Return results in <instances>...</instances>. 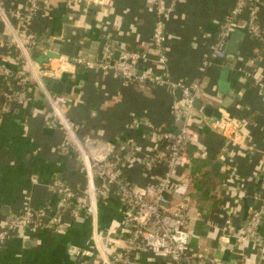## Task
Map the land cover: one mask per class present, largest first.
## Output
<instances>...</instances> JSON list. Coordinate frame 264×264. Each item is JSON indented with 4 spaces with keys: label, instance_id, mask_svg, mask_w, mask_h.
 <instances>
[{
    "label": "crops",
    "instance_id": "0c3cea01",
    "mask_svg": "<svg viewBox=\"0 0 264 264\" xmlns=\"http://www.w3.org/2000/svg\"><path fill=\"white\" fill-rule=\"evenodd\" d=\"M253 1L264 26V0ZM25 2L0 0V65L15 75L19 65L7 44L9 32L5 26L6 19L10 23L13 19L11 12L22 10ZM234 2L45 0L31 21L30 30L37 36L31 55L38 62L50 63L56 72V79H43L46 86L50 88L54 80L68 86L58 94L68 100L66 113L82 126L81 134L113 142L119 152L137 145L142 153L157 146L147 129L133 126L134 119L149 120L161 130L176 129L178 124L170 105L180 91L167 84H132L113 68L98 67V56L108 42L118 50L143 54L139 71L201 85L202 108H194L190 123L196 128L201 150L208 159H217L225 142L220 134L207 129L204 120L219 115L221 109L242 119V141L232 146L228 141L230 144L225 145L233 149V154L225 163L227 168L222 169L223 182L213 190L218 197L215 207L198 210L192 199L188 226L203 231L193 240L197 253L213 254L222 264H245L238 254L243 252L252 256L254 263L264 264V248L255 249L250 242L240 246L235 237L250 209L260 204L258 196L264 194V90L255 84L264 76L259 53L263 48L245 28L244 21L239 20L227 38L225 58L204 65L218 23ZM156 20L164 31L163 63L158 61L159 53L152 42ZM80 54L94 65L72 62ZM252 54L258 61L256 67L247 61ZM26 92L23 105L0 112V228L7 215H15L26 206H57L60 197L47 187L54 179L79 188H84L85 183L77 155L58 151L63 132L50 125L51 110L40 86L32 79L26 84ZM178 172H183L184 177L188 169ZM129 176L140 183L146 179L137 168ZM98 204V227L108 243L105 237L120 230L118 199L112 194ZM65 222L63 228L26 230L21 237L0 241V264H91L89 219L74 221L66 217ZM259 232L264 241V217ZM137 264L168 263L143 253Z\"/></svg>",
    "mask_w": 264,
    "mask_h": 264
},
{
    "label": "built area",
    "instance_id": "2783aa9c",
    "mask_svg": "<svg viewBox=\"0 0 264 264\" xmlns=\"http://www.w3.org/2000/svg\"><path fill=\"white\" fill-rule=\"evenodd\" d=\"M44 5L45 0H26L22 10L11 12L14 23L6 19L5 28L9 32L7 44L15 50L19 71L14 81L10 77V69L0 65V112H8L14 106L23 105L27 99L26 84L32 79L37 82L51 110L50 125L63 132L64 138L57 147L58 151L77 155L79 171L85 183L84 188H79L54 179L47 187L51 193L60 197L59 204L43 208L26 206L10 216L0 228V241L21 237L26 230L63 228L67 225L66 217L74 221L86 217L91 225L92 247L88 251L92 258L91 264H137L143 253H149L168 264H222L219 257L197 253L191 246L192 229L188 226L192 203L190 178L188 174L183 177V172H178L189 167L188 145H200L198 132L190 121L193 117V103L204 93L201 85H190L170 77L161 79L147 71H139L138 61L144 57L143 54L118 50L108 42L103 46L101 58L96 65L103 69L113 68L132 84H167L172 89H179L180 95L172 100L170 109L173 119L180 121V125L173 130H161L149 120L134 119L133 126L140 125L147 129L157 143L153 150L142 153L137 145L126 152H119L113 142L82 135V126L66 113V97L52 92L44 84L45 77L56 79V72L50 63L38 62L31 55L32 48L37 45V36L30 30L31 21ZM239 20H243L245 28L260 41L264 66V26L258 20L257 4L253 0H235L218 23L214 39L208 45L205 67L211 64V60L225 58L227 38ZM163 41V26L156 20L152 42L161 63L165 61ZM117 50L118 57L112 59ZM247 61L254 67L258 64L256 56L249 57ZM72 62L84 66L94 65L81 54L74 57ZM255 84L264 90V76ZM204 125L210 131L220 134L227 146L230 144L228 141L231 146L242 141L244 122L222 109L219 115L207 117ZM225 145L217 156L223 170L227 168L225 163L233 154V149ZM135 168L146 178L143 183L129 176ZM112 194L118 199L121 225L114 235L108 233L110 235L105 237L109 240L107 243L98 227V203ZM258 199L260 204L250 209L243 226L236 231L235 237L240 246L250 242L255 249L264 248L263 237L259 232L264 217V194L258 196ZM238 254L245 264H256L251 260L252 256L243 252Z\"/></svg>",
    "mask_w": 264,
    "mask_h": 264
},
{
    "label": "trees",
    "instance_id": "16d2710c",
    "mask_svg": "<svg viewBox=\"0 0 264 264\" xmlns=\"http://www.w3.org/2000/svg\"><path fill=\"white\" fill-rule=\"evenodd\" d=\"M12 50L15 52L13 48ZM259 53L262 54L263 51L260 50ZM11 77L14 81L17 80L15 78V72L13 71L11 73ZM201 148L202 147L197 144H189L187 147L190 156L188 176L190 178L191 190H193L190 196L191 199L194 200V204L198 210H211L215 207L218 200V197L213 194V190L216 185L223 182L225 174L222 172V163L219 159H208L205 155H203ZM198 233L202 234L203 231L192 230V247L193 240L199 236Z\"/></svg>",
    "mask_w": 264,
    "mask_h": 264
},
{
    "label": "water",
    "instance_id": "95a60500",
    "mask_svg": "<svg viewBox=\"0 0 264 264\" xmlns=\"http://www.w3.org/2000/svg\"><path fill=\"white\" fill-rule=\"evenodd\" d=\"M118 52H119V51H115V53H114V57H115V58H117V56H118ZM100 56H101V55H99L98 57L100 58ZM141 61H142L141 59H139V61H138V69H139V70L142 69ZM64 87H65V88H66V87L68 88V86H64V83H63V82H61V81H59V80H54V81L51 83V85H50V90H51L52 92H55V93H60V91H61ZM193 106H194V108H196V109H201V108H202V102H201V99H196V100L194 101V103H193ZM204 110H205V111H208L209 109H208L207 107H204ZM177 124L180 125V121H178ZM9 218H10V216L7 215V216H6V221H8ZM81 219H83V217H80V218H79V220H81Z\"/></svg>",
    "mask_w": 264,
    "mask_h": 264
}]
</instances>
